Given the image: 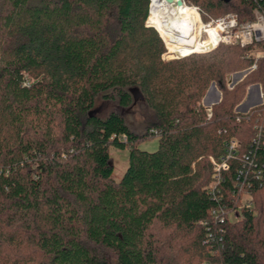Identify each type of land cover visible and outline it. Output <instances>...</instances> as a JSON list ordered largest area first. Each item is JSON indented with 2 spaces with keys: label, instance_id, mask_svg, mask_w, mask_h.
I'll return each instance as SVG.
<instances>
[{
  "label": "trees",
  "instance_id": "trees-1",
  "mask_svg": "<svg viewBox=\"0 0 264 264\" xmlns=\"http://www.w3.org/2000/svg\"><path fill=\"white\" fill-rule=\"evenodd\" d=\"M186 1L205 21L264 10V0ZM149 4L0 0V264H264V104L235 111L249 85L264 89V59L221 45L164 62ZM211 83L221 98L207 110ZM102 103L113 104L105 116ZM137 106L140 130L126 115ZM155 138L157 150L139 148ZM110 148L129 151L120 181ZM241 185L257 215L233 222L223 213Z\"/></svg>",
  "mask_w": 264,
  "mask_h": 264
},
{
  "label": "built area",
  "instance_id": "built-area-1",
  "mask_svg": "<svg viewBox=\"0 0 264 264\" xmlns=\"http://www.w3.org/2000/svg\"><path fill=\"white\" fill-rule=\"evenodd\" d=\"M178 3H181V6L184 5L185 7L191 9L198 16V22L194 25V27L196 42L199 46L196 47V49H192V51L187 55L171 53L160 32L156 28L151 27L148 24L151 16L150 0L149 16L146 24L148 27L155 29L158 32L161 40L163 41L165 51L162 54V60L164 62L181 60L196 54L209 53L216 50L221 45H238L241 48L246 49L244 54V57L246 59H253L255 61H257L258 59H264V48L260 49V47H264V10H254L253 19L245 22H241L239 20V17L234 13H227L220 17H213L205 21L202 17V11L200 7L188 3L186 0H179ZM194 44L191 48L194 47ZM256 68L257 63L255 62L248 70V72L251 70H255ZM252 90H254L253 94ZM249 92L252 99L259 98L260 105L264 104V89L262 86L259 85L258 88L254 87L249 90ZM214 99L216 100L217 96ZM211 107L207 110H211ZM237 146L238 144L234 141L230 143L228 149L229 157L234 154ZM219 169L220 167H217V171H219Z\"/></svg>",
  "mask_w": 264,
  "mask_h": 264
},
{
  "label": "rangeland",
  "instance_id": "rangeland-1",
  "mask_svg": "<svg viewBox=\"0 0 264 264\" xmlns=\"http://www.w3.org/2000/svg\"><path fill=\"white\" fill-rule=\"evenodd\" d=\"M221 14L222 13H220L219 15H221ZM219 15H216V16H219ZM263 48L264 47H262V48L260 47V49H263ZM243 72H244V75L240 79V77H238V74L243 73ZM247 72H248V70H243V71L231 73L229 75V78H228V86L233 87L235 84H237L238 82L243 80V78L247 75ZM234 82H235V84H234ZM211 84H213V83H211ZM211 84H210V86H211ZM256 85L259 86L260 84L254 83V84H251L248 86L246 96L244 97L243 101L235 107L236 112H237L236 108L242 104L243 105L240 108L241 111H244V109L250 108L253 105L252 103L250 105H245V103L248 101L249 98H251L250 94H249L251 91L249 92V90L254 88V86H256ZM210 86H209V88H210ZM209 88H208V90H209ZM252 91H253L252 92V94H253L254 90H252ZM216 96H217L216 92H211L210 93L211 101L212 100L214 101V98ZM204 97H203V99H204ZM203 99H202L201 103L204 106ZM98 105L100 106V109H101L100 113L102 116H105L113 108V104H111V103H102V104H98ZM258 106H261V105H258ZM258 106H256V107H258ZM251 109L252 108H250V110ZM146 113H147V111L145 109H143V107L137 106L134 109L130 110L129 113H127L126 115H127V118L129 119V122L131 123V125L133 127H135L136 129L140 130V127H141L142 123L144 122V120H143L144 115ZM239 114H241V113H239ZM139 148L142 150H145V151L153 152V151L157 150V148H158V139L155 138V139L143 141L139 144ZM110 156L112 158L113 165H114V173H113L112 178L115 181H120L122 176L124 175L125 171L127 170L128 165H129V151L128 150H120V149H116V148H110ZM231 201H232V206L229 207V209L225 210V212L223 213V216L225 218H227L228 220H231L233 222L238 221L240 219V212H242L243 210H246V209H252L253 212L255 213V215H257L255 198H254V196H252L248 192V190L244 186H242V185L240 186L238 196L235 198H232ZM256 225H257V240L260 243L261 253L264 254V217L259 218L257 220ZM154 230L158 233V235L160 237H162L163 239H167L169 231L160 230V227L158 225H156L154 227ZM261 247H262V249H261ZM181 257H183V260L187 259L186 254H182ZM111 264H116V262L113 260L111 262Z\"/></svg>",
  "mask_w": 264,
  "mask_h": 264
},
{
  "label": "bare ground",
  "instance_id": "bare-ground-1",
  "mask_svg": "<svg viewBox=\"0 0 264 264\" xmlns=\"http://www.w3.org/2000/svg\"><path fill=\"white\" fill-rule=\"evenodd\" d=\"M178 1L151 0V16L148 24L160 32L171 53L187 55L199 46L194 27L198 22V16L191 9L181 6ZM193 44L194 47L191 48Z\"/></svg>",
  "mask_w": 264,
  "mask_h": 264
},
{
  "label": "water",
  "instance_id": "water-1",
  "mask_svg": "<svg viewBox=\"0 0 264 264\" xmlns=\"http://www.w3.org/2000/svg\"><path fill=\"white\" fill-rule=\"evenodd\" d=\"M168 1L172 2V0H168ZM223 1H225V2H229L230 0H223ZM179 4H181V3H179ZM243 75H244V72H243V73H239V74H238V77H240V79H241V77H242ZM234 84H235V82H234ZM252 87H253V86H252ZM254 87L258 88V85L254 86ZM212 90H213L214 92H216V94H217V99L215 100V102H213V103L207 105L205 102H206V99H207L208 95L210 94V92H211ZM133 92H134V95H135V99H136V100L142 98V95L140 94V92H139L138 90H134ZM219 101H220V92L218 91V89H217L215 83H213V84H211L209 90L207 91V93H206V95H205V97H204V99H203V104H204V106L208 109V108H210L212 105L217 104ZM242 105H243V104H242ZM242 105L238 106V107L236 108V110H237L238 113L246 114V113L249 112L250 108L256 107V106L260 105V103H259V104H253L250 108H246V109H244V111H241V110H240V108L242 107Z\"/></svg>",
  "mask_w": 264,
  "mask_h": 264
}]
</instances>
